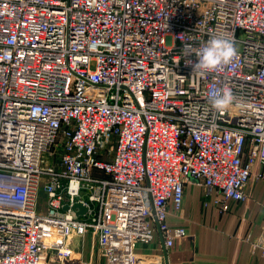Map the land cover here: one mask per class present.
I'll list each match as a JSON object with an SVG mask.
<instances>
[{"label":"built area","instance_id":"2783aa9c","mask_svg":"<svg viewBox=\"0 0 264 264\" xmlns=\"http://www.w3.org/2000/svg\"><path fill=\"white\" fill-rule=\"evenodd\" d=\"M213 33L237 56L193 74ZM224 88L236 99L217 112L209 98ZM253 179L264 0H0V264L78 263L69 241L90 230L101 264L159 263L137 245L158 233L167 251L187 235L167 222L187 183L220 203L246 200Z\"/></svg>","mask_w":264,"mask_h":264},{"label":"crops","instance_id":"0c3cea01","mask_svg":"<svg viewBox=\"0 0 264 264\" xmlns=\"http://www.w3.org/2000/svg\"><path fill=\"white\" fill-rule=\"evenodd\" d=\"M244 201L216 202L217 193H209L197 181L186 184L183 211L170 214V226H183L187 235L166 251L160 234L150 243H138L136 251L156 264H264V179H253L246 188ZM79 253L72 264H101L108 259L93 231L73 236L69 241Z\"/></svg>","mask_w":264,"mask_h":264},{"label":"clouds","instance_id":"9594fccd","mask_svg":"<svg viewBox=\"0 0 264 264\" xmlns=\"http://www.w3.org/2000/svg\"><path fill=\"white\" fill-rule=\"evenodd\" d=\"M182 51H184L185 55L193 54L190 50ZM194 54L197 57V62L192 64L193 74L203 77L222 66L229 65L237 56V49L233 41L227 36L213 33L207 42L200 49L196 50ZM235 99L231 89L224 88L218 94L211 96L209 103L213 110L224 112L233 105ZM261 244H264V237H261L257 241V245L254 246Z\"/></svg>","mask_w":264,"mask_h":264},{"label":"rangeland","instance_id":"374dc122","mask_svg":"<svg viewBox=\"0 0 264 264\" xmlns=\"http://www.w3.org/2000/svg\"><path fill=\"white\" fill-rule=\"evenodd\" d=\"M47 200L48 194L44 189V183H42L39 195H38V210L46 211L47 210Z\"/></svg>","mask_w":264,"mask_h":264},{"label":"water","instance_id":"95a60500","mask_svg":"<svg viewBox=\"0 0 264 264\" xmlns=\"http://www.w3.org/2000/svg\"><path fill=\"white\" fill-rule=\"evenodd\" d=\"M69 206H65L64 208L65 209H68ZM74 209H79L77 211V214L78 215H82V214H85L86 211L88 210V207L86 205H84L82 202H77L74 206H73Z\"/></svg>","mask_w":264,"mask_h":264}]
</instances>
